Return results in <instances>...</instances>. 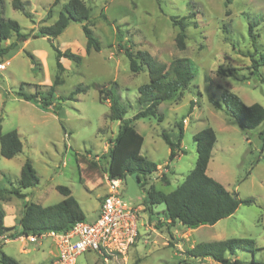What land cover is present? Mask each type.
Instances as JSON below:
<instances>
[{"label": "rangeland", "instance_id": "374dc122", "mask_svg": "<svg viewBox=\"0 0 264 264\" xmlns=\"http://www.w3.org/2000/svg\"><path fill=\"white\" fill-rule=\"evenodd\" d=\"M26 1L30 3L32 19L14 9L11 0H4L5 16L16 20L28 37L18 51L0 57V63L9 61L0 69V126L3 133L17 131L23 145L14 157H0V186L17 187L27 160L32 162L40 181L35 187L22 189L26 197L6 195V199L17 201L21 208L27 201L49 206L63 199L57 186L66 185L87 217L94 216L99 196L105 192L104 156L120 123L108 118L110 104L100 100L95 84L120 96L127 106L125 118L132 119L141 108L137 101L139 86L149 81V75L146 68L138 73L130 71L121 45L128 43L134 49L147 50L167 64L174 58L186 57L196 67L191 84L174 99L162 102L156 116L132 121L145 139L142 154L162 166V171L152 175L146 186L153 184L158 190L171 192L181 184L196 164L194 134L211 126L217 142L208 174L231 192H237L241 199L253 198L255 202L241 203L232 215L198 228L179 222L168 225L164 218V225L158 224L156 232L144 225L149 212L142 211L140 236L128 253L127 264H179L194 244L230 238L253 239L256 251L239 249L235 257L249 263L255 258L258 264H264V123L251 130L242 129L233 117L210 101L212 96L221 100L224 90H229L248 105L264 106V66L259 68L258 75L251 73V59L264 54V0H84L91 7L90 26L101 42L100 51L89 53L82 23L71 22L53 41L38 35L39 28L59 18L69 0H60L55 6L54 0ZM172 17H185L188 23L185 50L177 48L179 27L173 25ZM15 40L12 34L0 46ZM52 44L81 54L83 61L76 64L66 59L61 73L63 82L56 86L53 95L54 105L43 108L40 103L21 98L18 92L39 91V96L48 95L58 73ZM27 51L39 59L41 69L32 65ZM219 66L226 72L219 73ZM78 85L87 90L70 98ZM180 125H185L184 152L170 160V147L162 134L166 132L177 141ZM163 170L169 184L161 177ZM89 177L96 182L101 178L103 184L93 186ZM120 192L130 206L143 205L145 191L136 174L126 175ZM3 202L0 201V208L6 211L4 222L15 225L16 216L10 213L9 204ZM164 208V204L156 205L155 214ZM159 221L150 223L155 226ZM11 229L14 231L15 227ZM3 250L28 264H54L52 260L49 263L50 251L57 253L53 238L48 236L39 237L36 242L18 238L6 243ZM208 262L221 264L213 259ZM78 264L105 263L97 253L86 252L79 256Z\"/></svg>", "mask_w": 264, "mask_h": 264}, {"label": "trees", "instance_id": "16d2710c", "mask_svg": "<svg viewBox=\"0 0 264 264\" xmlns=\"http://www.w3.org/2000/svg\"><path fill=\"white\" fill-rule=\"evenodd\" d=\"M59 1L54 0L53 6L57 5ZM11 3L14 9L20 10L32 19L29 1L11 0ZM50 12L51 10L48 13L49 16ZM90 16L91 7L84 0H69L60 12L59 18L53 24L39 28L38 35L46 36L53 41L63 33L71 22L82 23V29L86 37V52L89 53L91 50L100 51L101 42L90 26ZM104 19L107 18L104 16ZM172 23L174 26L179 27L175 39L177 48L185 50L187 47L186 29L188 23L185 17L180 19L172 17ZM249 32L250 36L254 38L252 25L249 26ZM12 34H15L16 40L7 46H0V57L18 51L20 43L28 37V35L22 33L21 26L16 20L5 16L4 0H0V42L10 39ZM253 42L256 47L255 38ZM52 45L56 52L58 73L53 79L48 95L39 96V91L35 94L18 92L21 98L40 103L43 108L54 105L53 95L56 86L63 82L61 73L65 70V67L61 59L66 58L76 64L83 61V56L70 48L62 50L54 44ZM121 47L129 59L130 71L138 73L146 68L149 81L139 86L137 101L141 108L132 119L125 118L127 106L121 102L120 96L115 95L106 86L95 84L100 94V100L109 101L110 113L108 118L120 122L118 134L114 140H111L109 151L104 156L105 165L103 169L108 178L124 180L127 174H136L137 179L141 181V187L145 191L143 205L145 211L149 212L150 219L154 214V207L158 204H164L165 208L161 213L167 219L168 225L176 222L188 228L213 225L219 220L232 215L241 203H254L253 198L241 199L237 192H231L208 174V165L217 142L216 131L211 126L194 134L197 148L196 164L181 184L171 192L158 190L153 184L146 186L152 175L154 176L159 169L155 162L142 154L145 139L132 124V121L142 117L156 116L162 102L174 99L178 92L191 84L196 75V67L186 57L174 58L167 64L160 62L147 50L134 49V46L128 43L122 44ZM26 54L29 56L32 65L41 69L39 59L31 52L27 51ZM251 61V73L258 75L259 68L264 66V54H260L257 59L253 58ZM218 72L225 73L226 69L219 66ZM86 90V86L78 85L70 98L74 94ZM210 101L215 107L223 109L229 116L233 117L242 129L251 130L264 123V106L259 103L248 105L234 92L224 90L221 100L212 96ZM191 104V108H193L194 102ZM183 134V125L179 126L177 141H173L168 133L163 132V138L170 147V160L175 159L179 152H184L180 146ZM22 148L23 145L18 132L3 133L0 126V157L12 158L21 152ZM142 177L145 181H142ZM161 177L166 184L170 183L164 172H162ZM4 178L9 183L12 182L7 179L6 175H4ZM39 181L40 179L32 162L27 160L22 166L17 187L14 185L12 188L0 186V201H4L6 195H13L18 198L26 197L22 189L35 187L39 184ZM57 189L63 195V199L56 204L43 206L33 201L26 202L19 221L20 231H11V227L5 226V211L0 208V264H25L1 249L5 244L4 236L15 239L19 236H40L48 231L67 232L76 222L87 220V215L71 188L66 185H58ZM163 225L160 221L157 223L158 227ZM2 236L3 238H1ZM239 249L255 252L257 248L255 241L250 238L200 242L185 251L186 257L181 259L179 264H210L207 259H213L221 264H258L255 258L249 263L235 257L236 251Z\"/></svg>", "mask_w": 264, "mask_h": 264}, {"label": "built area", "instance_id": "2783aa9c", "mask_svg": "<svg viewBox=\"0 0 264 264\" xmlns=\"http://www.w3.org/2000/svg\"><path fill=\"white\" fill-rule=\"evenodd\" d=\"M8 62L0 63V69ZM106 183L109 190L102 197L99 214L94 220L78 221L67 232L48 231L40 236H24L23 239L36 242L42 236L52 237L57 250L54 264H78L79 256L86 252L97 253L105 264H127L128 253L140 236L139 221L145 207L130 206L124 200L120 192L121 179L106 176ZM156 213L160 215L154 212L144 224L155 231L157 222L152 226L150 220H160L164 224L165 218L162 213Z\"/></svg>", "mask_w": 264, "mask_h": 264}, {"label": "crops", "instance_id": "0c3cea01", "mask_svg": "<svg viewBox=\"0 0 264 264\" xmlns=\"http://www.w3.org/2000/svg\"><path fill=\"white\" fill-rule=\"evenodd\" d=\"M62 60V63L63 64H65V61H66V58H62L61 59ZM109 102V101H108ZM185 127V125H183V128ZM179 136V135H178ZM172 139V138H171ZM173 140V139H172ZM177 140H178V138H177ZM174 141V140H173ZM183 142H182V140H181V144H180V146H181V148L182 149H184L183 148V144H182ZM107 144L105 145V149L104 150H107L106 148H107ZM215 147V146H214ZM214 149V148H213ZM212 153H213V151H212ZM89 157L91 156L90 154L88 155ZM212 158V157H211ZM209 164H210V162H209ZM158 165V169H159V172H161L162 170H161V168H162V166L160 165V164H157ZM165 170H167V169H165ZM208 170H209V165H208V169H207V172H208ZM163 172H164V170H163ZM209 173V172H208ZM105 176H107V174L105 173ZM89 179H91L90 177H89ZM92 180V179H91ZM90 180V181H91ZM158 180V179H157ZM170 182V181H169ZM91 183H92V185L93 186H97V185H99V184H103L102 183V179L101 178H98V181L96 182V181H94V180H92L91 181ZM108 190H109V187H108V185H107V183H105V192L103 193V194H101L99 197H100V201H101V199H102V197L105 195V194H107V192H108ZM24 193V192H23ZM26 194V193H25ZM26 196H27V194H26ZM3 203H8L9 205H8V208H9V211H10V213H13L12 215L13 216H16V224L15 225H9V224H6L5 222V226L6 227H12V226H14L15 227V232H17V231H20V224H19V221H20V218H21V215H22V212H23V209H24V205L26 204V202L23 204V206H22V208H21V204L20 205H18V203H17V201H14V200H11V199H7V200H4V202ZM99 208H100V203H99V206H98V209H97V211H96V213L94 214V216H92V217H87V220H94L97 216H98V214H99ZM6 212V211H5ZM17 215H19V216H17ZM151 228V231L152 232H156L155 231V229L153 228V227H150ZM3 237V236H2ZM1 237V238H2ZM6 239H5V244L6 243H8L9 241H12V240H16V239H18V238H21V239H23L24 238V236H19V237H17V238H15V239H9V238H7L8 236H4ZM4 244V245H5ZM4 245L2 246V250H3V247H4ZM195 245V244H194ZM193 245V246H194ZM4 251V250H3ZM23 251H25V250H23ZM5 252V251H4ZM56 255H57V253H55L53 250L52 251H50V257H49V263L51 262V260L52 261H54V259H55V257H56ZM16 259V258H15ZM207 260H209V259H207ZM19 262H21L20 260H18ZM21 263H25V264H28V263H26V262H21ZM54 263V262H53Z\"/></svg>", "mask_w": 264, "mask_h": 264}]
</instances>
